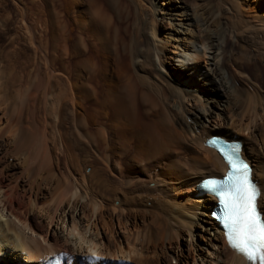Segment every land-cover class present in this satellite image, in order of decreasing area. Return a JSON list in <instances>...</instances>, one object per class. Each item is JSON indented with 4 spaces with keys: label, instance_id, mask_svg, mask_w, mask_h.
<instances>
[{
    "label": "bare ground",
    "instance_id": "bare-ground-1",
    "mask_svg": "<svg viewBox=\"0 0 264 264\" xmlns=\"http://www.w3.org/2000/svg\"><path fill=\"white\" fill-rule=\"evenodd\" d=\"M160 1L148 34L132 0H0V264H204L179 249L195 228L209 264H246L209 211L197 222L215 201L196 186L226 171L213 136L242 145L264 193V0Z\"/></svg>",
    "mask_w": 264,
    "mask_h": 264
},
{
    "label": "snow or ice",
    "instance_id": "snow-or-ice-1",
    "mask_svg": "<svg viewBox=\"0 0 264 264\" xmlns=\"http://www.w3.org/2000/svg\"><path fill=\"white\" fill-rule=\"evenodd\" d=\"M209 140L227 165L228 171L222 178L202 181V188L215 196L222 209L221 227L229 246L243 256L247 264H264V213L259 200L264 195L252 182L250 168L239 156L234 144ZM90 264L98 260L91 257Z\"/></svg>",
    "mask_w": 264,
    "mask_h": 264
},
{
    "label": "rangeland",
    "instance_id": "rangeland-1",
    "mask_svg": "<svg viewBox=\"0 0 264 264\" xmlns=\"http://www.w3.org/2000/svg\"><path fill=\"white\" fill-rule=\"evenodd\" d=\"M120 1H121V3H124L125 2V4H129L128 3V1L129 0H119V5H120ZM133 1V4L135 5V6H133L132 5V9H131V12L133 13V11L135 10L138 14H140V15H142L143 14V16H140V21L142 20H144L145 18H146V20H144L143 22H145L146 21V24H145V26L143 27L144 29L142 30L143 32H147L148 33V28H151L150 26L151 25H153L154 23H158V19H157V17H155L154 19H153V16L155 15L154 14V9H152V8H154V2L156 3V2H158V1H160V0H132ZM215 1H217L218 2V0H215ZM214 0H206L205 2L204 1H202V2H204V4L206 5V8H208V9H210V10H212V8H213V10L212 11H214L215 9L214 8H216L217 7V5H218V3L217 2H215ZM250 1H252V0H248V2H250ZM137 2V3H136ZM161 2V1H160ZM217 3V4H216ZM137 4V5H136ZM216 4V5H215ZM153 5V6H152ZM215 5V6H214ZM243 6H245V2L243 3ZM211 7V8H210ZM246 8V6L244 7V9ZM258 10L259 9H255V12H256V14H259V12H258ZM216 11V10H215ZM151 12H152V17H151ZM150 13V14H149ZM124 14V13H123ZM144 14H146V15H144ZM232 16H234V20H236L235 19V15H233V13H230ZM150 15V16H149ZM124 16V15H123ZM122 16V17H123ZM143 17V19H141ZM150 18L151 19H153L154 20V23H152V21L153 20H150ZM228 22L227 20H225L224 18H220V21H219V24H221L220 25V27H222V29L223 28H225L226 29V34H225V36H224V39H223V41H224V47H226V49H225V51L228 49V50H231L232 52H235L236 51V54L238 53V50L240 51V46L242 47L243 46V48L242 49H244V44L243 43H233L234 41H232V40H234L235 39V37H234V39H233V34L230 36V34H229V31H230V33L232 32V28L230 27V24H229V22H228V24L225 22V24H224V22ZM250 20H251V18H249V19H247V21L248 22H250ZM150 21V22H149ZM133 22V21H132ZM132 22H130V24H128V27H127V29L130 31V30H133V31H136V29H138V26H135V25H132ZM148 22V23H147ZM122 23H124V22H122ZM150 23V24H149ZM144 24V23H143ZM149 24V25H148ZM253 24V25H252ZM252 24H250V26H247V27H249L248 29H246V28H244V29H242V30H250V29H253L254 28V30L255 29H257V23H254V22H252ZM122 25H125V24H122ZM137 25V24H136ZM148 25V26H147ZM227 25V26H226ZM254 25H256V26H254ZM224 26V27H223ZM226 26V27H225ZM137 27V28H136ZM147 27V28H146ZM256 27V28H255ZM230 28V29H229ZM148 29V30H147ZM211 30H214L215 29V25L214 26H212L211 28H210ZM149 34V33H148ZM227 35V36H226ZM230 38H229V37ZM163 37H165V36H163ZM172 38V37H171ZM238 39V38H237ZM149 39H147V41H148ZM176 41V40H175ZM148 42H151L150 40L148 41ZM169 43H165V45L164 46H162L163 47V55L165 56H163V58L162 57H160V55H159V59H160V63L162 64V62H165V64H167V63H169V60L168 59H166V56H168V55H171V52L173 51V49L175 48L174 47V45L176 44V42H174V40L172 39H169V41H168ZM231 43H233V45H231ZM236 45V46H235ZM232 46V47H231ZM235 46V47H234ZM239 46V47H238ZM160 47V46H159ZM165 47V48H164ZM229 48H231V49H229ZM239 48V49H238ZM237 49V50H236ZM3 50V51H2ZM201 50L202 49H200V52H201ZM6 51V49H2V47H0V65H1V67H0V72H1V70H2V67H3V59H1L2 58V56L3 55H5V53H7V52H5ZM8 51V50H7ZM2 53V54H1ZM201 54H202V52H201ZM156 57H154L153 58V62H155L156 61V59H155ZM165 59V60H164ZM204 59L206 60L207 59V56H204ZM9 60V59H8ZM167 60V61H166ZM10 61V60H9ZM15 60H12V62H14ZM95 61L96 62H99L100 60L98 59H96L95 58ZM158 62H156V64H157ZM159 63V64H160ZM239 63H241V65L243 64L242 62H239ZM16 64H17V61H16ZM160 64V65H161ZM240 65V69H242L240 72L242 73V75H239L238 76V74L237 73H235V80L237 81V83L235 84V86L236 87H238V88H241L242 86H243V84H245L246 83V80H245V76H243V75H251L252 76V68H251V66L250 65H242L241 66ZM18 66V65H17ZM231 66V65H230ZM157 67H159V66H157ZM241 67H243V68H241ZM244 67H246V68H244ZM247 67H249V68H247ZM156 72H158V70L159 69H157L156 68ZM161 71L163 72V73H165L166 72V68H162L161 69ZM238 71V70H237ZM154 74V73H153ZM155 75V74H154ZM242 76V77H241ZM264 79V76H259V82H261L262 80ZM245 80V81H244ZM243 81V82H242ZM245 82V83H244ZM182 86H186V85H182ZM99 87V86H98ZM103 90H104V88H103ZM98 92H99V89H98ZM253 92V91H252ZM100 100H101V98L99 97L98 98V103H100ZM185 107H186V110H189V112H191V111H193L192 109H194L193 107H195L194 106V104L193 103H186V105H185ZM154 119H155V117H151L150 118V121H152V122H154ZM105 124H106V122H105ZM231 134H235V133H233L232 131H231ZM251 138H249V139H246L245 140V138H242V140H244V142H245V145H246V143L247 142H252V139L250 140ZM249 140V141H248ZM255 148H257V145L256 144H254L253 145ZM247 150H245V152H246ZM261 156L263 155L262 154V152L260 151V152H258ZM132 154V153H131ZM264 156V155H263ZM252 161H253V163L255 164V165H257V163H256V160L255 159H253V158H250ZM262 160V162L264 163V158H262L261 159ZM156 162V161H155ZM149 166L151 167L152 165L151 164H149ZM90 169L88 168V169H86V172H88ZM121 175L122 176H124V172L123 173H121ZM137 178L138 179H140L141 177H140V175L139 176H137ZM164 191V190H163ZM194 198V197H193ZM211 207L212 206H210V207H208L207 209H204V210H200V212H199V215L200 216H198V220H197V222L199 223V225H204L205 223H206V221H208V215L207 214H209L208 213V211L211 209ZM206 213V215H204V214ZM203 220V221H202ZM65 227H66V225H64L63 226V229L65 230ZM192 234H193V236L189 239L188 238V236L187 235H184V239H181L180 241H179V249L181 250V253H186V250H188V246H189V243L190 244H192L193 245V251H194V253L195 254H199L201 257H199V259L200 258H202V257H204V258H202L203 260H205L203 263L204 264H209L210 263V260H212L213 259V256H211V249H210V246L208 245V242L206 241L207 240V235L206 234H204L202 231H198V229H193V231H192ZM197 234V235H196ZM199 234V235H198ZM203 237V238H202ZM193 239V240H192ZM192 243H191V242ZM201 246V247H200ZM206 247V248H205ZM203 251H202V250ZM197 250V251H196ZM208 250V251H207ZM198 252V253H197ZM207 252H208V254H207ZM201 253V254H200ZM207 254V255H206ZM203 255V256H202ZM208 255H209V257H208ZM208 260V261H207Z\"/></svg>",
    "mask_w": 264,
    "mask_h": 264
}]
</instances>
